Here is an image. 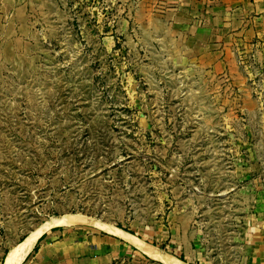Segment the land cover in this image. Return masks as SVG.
I'll return each instance as SVG.
<instances>
[{
  "label": "rangeland",
  "instance_id": "obj_1",
  "mask_svg": "<svg viewBox=\"0 0 264 264\" xmlns=\"http://www.w3.org/2000/svg\"><path fill=\"white\" fill-rule=\"evenodd\" d=\"M203 1L0 0V264L69 214L88 220L66 232L100 220L189 264L253 262L264 45L239 35L227 69L199 62L185 25ZM89 264L165 263L122 244Z\"/></svg>",
  "mask_w": 264,
  "mask_h": 264
},
{
  "label": "crops",
  "instance_id": "obj_2",
  "mask_svg": "<svg viewBox=\"0 0 264 264\" xmlns=\"http://www.w3.org/2000/svg\"><path fill=\"white\" fill-rule=\"evenodd\" d=\"M208 1L209 7L200 23L191 24V21L185 25V21L182 24L187 26L190 41L198 44L195 47L201 51L199 62L207 60L212 71L221 72L227 69L230 57L234 56L231 49L237 36L249 37L253 45L255 42L264 45V0ZM258 225L261 229L255 232L257 241L251 264H264V221ZM63 227L55 226L38 239L36 244L49 237L38 246L36 257H46L49 264H89L112 257L122 244L139 248L96 226L78 228L75 232H66Z\"/></svg>",
  "mask_w": 264,
  "mask_h": 264
},
{
  "label": "bare ground",
  "instance_id": "obj_3",
  "mask_svg": "<svg viewBox=\"0 0 264 264\" xmlns=\"http://www.w3.org/2000/svg\"><path fill=\"white\" fill-rule=\"evenodd\" d=\"M86 220H88V217L75 214L53 216L45 220L43 223H40V226L31 231L20 242L10 248L3 264H23L30 252L33 250L40 236H42L49 229L59 225L66 226L73 223L84 222ZM94 225L107 232L114 233L124 238L125 240L138 246L143 252H145L152 258H155L165 264H189L183 260L173 257L172 255H169L168 253L157 247L146 243L138 236L118 226L100 220H95Z\"/></svg>",
  "mask_w": 264,
  "mask_h": 264
},
{
  "label": "trees",
  "instance_id": "obj_4",
  "mask_svg": "<svg viewBox=\"0 0 264 264\" xmlns=\"http://www.w3.org/2000/svg\"><path fill=\"white\" fill-rule=\"evenodd\" d=\"M53 229H54V228H53ZM43 236H44V235H42V236L40 237V239H39V240H41V239L43 238ZM33 250H34V251H37V250H38V244H36V245H35V247H34V249H33Z\"/></svg>",
  "mask_w": 264,
  "mask_h": 264
}]
</instances>
